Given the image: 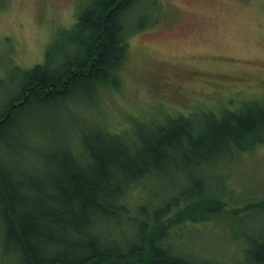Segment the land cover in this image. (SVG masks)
Here are the masks:
<instances>
[{
    "label": "rangeland",
    "instance_id": "1",
    "mask_svg": "<svg viewBox=\"0 0 264 264\" xmlns=\"http://www.w3.org/2000/svg\"><path fill=\"white\" fill-rule=\"evenodd\" d=\"M92 1L0 0V111L18 91L20 70L42 62L50 47L56 55L64 46L70 49V29ZM152 1L139 0L125 13V57L116 87L102 86L94 104L66 102V115L45 111L28 124L31 138L21 154L30 163L25 169H50L46 146L64 138L67 122L70 139L85 126L128 132L137 139L179 115L202 126L207 114L218 118L224 110L264 104V0ZM83 139L75 138L78 147ZM216 155L193 177L182 169L141 179L124 202L131 214L137 213V204L152 212L175 194L206 191L205 198L215 197L222 205L209 201L192 218L168 228L178 236L170 241L197 260L241 264L264 243V143ZM192 199L170 200L168 211L174 209L169 215ZM108 229L120 242L137 240L136 222L113 223ZM10 257L0 233V264H14Z\"/></svg>",
    "mask_w": 264,
    "mask_h": 264
},
{
    "label": "trees",
    "instance_id": "2",
    "mask_svg": "<svg viewBox=\"0 0 264 264\" xmlns=\"http://www.w3.org/2000/svg\"><path fill=\"white\" fill-rule=\"evenodd\" d=\"M138 1L93 0L70 29L74 47H62L58 56L50 47L42 62L20 70L18 91L0 111V233L14 264H210L172 243L168 228L192 218L209 201L218 206L221 201L205 198L202 190L170 198L175 204L193 198L171 215L170 200L152 212L137 204L131 214L124 197L143 178L182 169L193 177L212 165L209 159L216 154L263 144L264 104L224 110L218 118L207 114L202 126L179 115L137 139L85 126L74 130L75 138H84L83 147L68 136L73 131L67 122L62 142L46 146L47 172L27 170L30 163L21 159L31 138L28 124L45 111L66 115L63 103L94 104L102 86H117L125 57V13ZM126 220L137 223L136 241L120 242L108 229ZM249 259L241 264H264V243Z\"/></svg>",
    "mask_w": 264,
    "mask_h": 264
}]
</instances>
